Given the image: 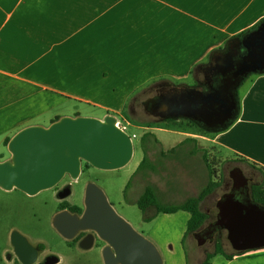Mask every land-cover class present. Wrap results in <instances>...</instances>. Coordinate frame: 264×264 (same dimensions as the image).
I'll return each mask as SVG.
<instances>
[{"label":"crops","instance_id":"obj_1","mask_svg":"<svg viewBox=\"0 0 264 264\" xmlns=\"http://www.w3.org/2000/svg\"><path fill=\"white\" fill-rule=\"evenodd\" d=\"M262 20L264 0H0V162L11 156L5 141L23 128H46L62 117H92L81 114L83 107L100 113L94 117L99 120L121 118L129 101L146 100L163 85L193 84L194 68L206 64L211 52L224 51L234 41L228 42L230 38ZM239 88H244L241 96ZM239 88L236 118L210 137L171 126L182 120L133 125L142 132L139 143L144 134L154 137L145 145L148 168L138 170L144 157L141 146L133 164L138 183L165 195V179L174 168L185 173L184 184L176 187L185 198L163 206L182 204L207 184L203 156L209 147L264 167V70L244 79ZM133 159L134 147L128 164ZM151 176L155 179L147 181ZM139 196L119 204L137 207ZM146 214L152 219L145 222L142 216L139 224L147 233L141 234L155 246L162 264H190L182 242L190 214H156L154 207ZM87 245L73 249L97 251L103 264V246ZM42 252L36 263L53 256ZM51 260L61 264L64 259ZM210 264H264V249L232 259L215 255Z\"/></svg>","mask_w":264,"mask_h":264},{"label":"water","instance_id":"obj_2","mask_svg":"<svg viewBox=\"0 0 264 264\" xmlns=\"http://www.w3.org/2000/svg\"><path fill=\"white\" fill-rule=\"evenodd\" d=\"M249 44L244 40V46ZM254 45L261 50L264 34L255 39ZM253 54L247 51L245 57L253 58ZM241 82L234 86V92L237 93ZM237 114L238 109L222 127L208 131L213 133L226 128ZM7 149L11 156L0 162V189H16L27 196L54 188L65 176L77 180L82 163L111 171L126 166L133 155L132 141L116 128L113 116L103 120L62 117L46 128L29 126L9 140ZM229 177L232 187L216 202L215 220L193 237L202 245L212 242L217 233L224 231L234 252L264 249V206L252 200L248 179L239 167L233 168ZM69 194L67 189L59 198ZM53 226L67 240L73 239L79 231L95 232L105 243L101 250L103 264H162L155 246L114 211L104 193L93 183L87 185L82 215L61 211L55 215ZM11 243L20 264L35 263L37 250L25 238L14 232ZM91 245L89 241L86 247Z\"/></svg>","mask_w":264,"mask_h":264},{"label":"rangeland","instance_id":"obj_3","mask_svg":"<svg viewBox=\"0 0 264 264\" xmlns=\"http://www.w3.org/2000/svg\"><path fill=\"white\" fill-rule=\"evenodd\" d=\"M193 78L201 83L203 81V74L196 69L194 70ZM243 90L244 88L242 90L239 88V96L242 95ZM150 91L153 93L154 89H149L148 92ZM144 101L145 97H139L138 100L129 101L128 107L121 116L123 121L130 124L127 130V133L130 135L133 133L136 135L142 134V132L134 128L133 125H148L150 123L163 122L146 114L143 107ZM81 111L82 115H91L92 118L101 116L96 110H87L86 107H83ZM171 126L182 129L189 127L192 131L202 136H211L210 132L205 130L201 131V128L193 126L186 121L172 122ZM198 140L203 143L207 142L204 139ZM132 144L134 147V159L124 168L103 171L91 166L86 167L84 164L82 165L81 173L76 181L65 176L62 181L55 186L58 190L68 183L70 194L63 199L59 198L54 188L42 191L35 196H27L16 189L10 192H5L0 189V258L8 260L9 255L13 257L9 241L11 234L16 232L22 235L26 240H30L35 246L38 244L43 245L45 247L42 252L43 254L63 258L64 260L61 264H99L97 261V251L93 253H81L74 250L73 243L64 239L53 226L54 217L59 209L63 207L68 209L70 206H77L81 210L84 209L85 191L89 183L95 184L104 193L114 211L137 233L146 234V228L139 224L142 218L141 211L135 205L128 204V207H124L123 204H119V202L125 201V197L127 199V197L139 196L146 185L144 182L138 183L141 179H138L137 175L132 177L133 164L139 156L140 143L139 140L134 139ZM149 144H152L150 139L146 145ZM207 152L206 157L212 169L213 180L219 182L220 186L201 203V209L209 216L207 222H213L217 212L215 204L224 194L227 187H229V173L233 168L239 167L244 174L250 176L253 179L251 181L252 184L264 183V174L243 164L239 161V158L229 156L227 152H222L215 148L211 149L210 147L207 149ZM174 170L175 173L169 176L170 178L165 179L164 183L169 189L167 193L169 195L154 193L155 202L158 205L180 203L185 198L184 193L176 191L178 185L184 184L183 182L186 179L185 173L182 172V167H175ZM173 176L176 179H173ZM151 177L152 178L147 181L155 179L154 176ZM220 238L224 251L227 253L233 252L224 231L220 232ZM215 239L216 238H214L212 242L207 241L202 245H198L196 239L192 235H189L184 244L189 257V263L193 264L194 262V264H200L206 253H212ZM102 244L101 242V245ZM12 263H18L14 257ZM0 264H2L1 261Z\"/></svg>","mask_w":264,"mask_h":264},{"label":"flooded vegetation","instance_id":"obj_4","mask_svg":"<svg viewBox=\"0 0 264 264\" xmlns=\"http://www.w3.org/2000/svg\"><path fill=\"white\" fill-rule=\"evenodd\" d=\"M263 34L264 24L262 23L246 36L234 40L224 51L212 55L199 70L203 74L201 83L195 79L193 84L188 86L163 85L158 88L153 96L148 97L143 102L146 114L164 122L168 120L186 121L205 131L222 127L238 109L237 93L234 92V86L253 73L264 70V46L259 51L254 45L255 39L261 38ZM244 40L250 43L248 47L244 46ZM247 51L254 53L255 57H245ZM243 60L246 62L245 64H242ZM217 61H221V63L217 64ZM244 175L248 179L250 188L256 185L251 183L253 179L250 176ZM231 187L232 181L230 179V185L224 193L228 192ZM54 189L59 195L68 189V183L63 185L61 189L57 190V187H54ZM71 207H68V209L63 207L58 210V213L66 210L78 217L82 215L84 209L81 213H77L70 209ZM210 223L212 222H207L200 231H205ZM18 235L20 234L18 233ZM11 236L9 241L11 251L13 257L20 264L11 243ZM26 241L37 250V258L34 264H45L54 258V256H46L39 263H36L39 253L44 249L43 245L38 244L35 246L30 240ZM68 241L73 243V246L75 244L87 245L89 241L92 242L93 246H105V243L93 231H79L73 239ZM13 257L9 255L8 260L12 261Z\"/></svg>","mask_w":264,"mask_h":264},{"label":"trees","instance_id":"obj_5","mask_svg":"<svg viewBox=\"0 0 264 264\" xmlns=\"http://www.w3.org/2000/svg\"><path fill=\"white\" fill-rule=\"evenodd\" d=\"M263 21L264 20H262L261 22H263ZM258 24L255 25L254 27H252L251 29L240 33L239 35H237L233 38H230L228 40V42L233 41L235 39H238L242 35H245L246 33L254 30L258 26ZM213 53H214V51L210 53V55L208 56V60L210 59V57L212 56ZM203 65L204 64L197 65L194 68V70H196V69L200 70V68ZM194 70H193V72H194ZM237 101H238V109H239V98H238V96H237ZM126 108H127V106H126ZM165 122L171 123L172 121L168 120ZM201 131H203V130H201ZM149 137H153V136H151V134H144V135H142V137L140 139V146H141L142 150L144 151V157L138 166V170H141V169L146 168V167L148 168L145 145L148 142ZM8 142H9V140H6L5 145H7ZM203 161L205 162L206 167L208 169L209 178H208L207 184L200 190V192L198 193V195L196 197L189 198L185 202H183L182 204H179V205H172V206L158 205L155 202V194H154L155 192H154L153 188L146 186L144 188L142 194L139 196V198L137 199V201L135 203L137 205L138 209L141 211L142 216H143V220L145 222H148L152 219V216H148L146 214V211L150 207L155 208L156 214H159V213L172 214V213H176L178 211L188 212L190 214V218L187 222V229H186V232H185L183 240H182L183 245L185 244V241L189 235H193L195 232L200 230L209 220L208 214H206L205 212H203L201 210L200 205L209 195H211L220 186V183L214 181L212 178V169H211L210 163L208 162L205 154L203 156ZM239 161L242 162L243 164H246L247 166L251 167L252 169H255V170L259 171L260 173L264 174V167H261V166L256 165V164H251L244 159H240ZM85 166L89 167V165L86 163H85ZM126 188H127V185H126ZM250 194H251V198L253 201L264 206V183L253 185L250 188ZM125 201H126V203H129L127 199H125ZM70 209H72L73 211H75L77 213H81V211H82L77 206H72ZM184 248H185V245H184ZM185 251H186V249H185ZM247 252H249V251H247ZM243 253H246V252H243ZM219 254L224 256L226 259H232L234 256L240 255L242 253H237L234 251L231 253L225 252L223 249V244H222V240L220 238V233H219L215 239L213 252L212 253H206L201 264H210V260L215 255H219Z\"/></svg>","mask_w":264,"mask_h":264},{"label":"built area","instance_id":"obj_6","mask_svg":"<svg viewBox=\"0 0 264 264\" xmlns=\"http://www.w3.org/2000/svg\"><path fill=\"white\" fill-rule=\"evenodd\" d=\"M114 118H115V126H116V128H118L122 132L126 133L129 136L131 141H133L134 139H137V135L136 134L133 133V134L130 135V134L127 133L128 127L130 125L128 122L123 121L119 117H114Z\"/></svg>","mask_w":264,"mask_h":264}]
</instances>
